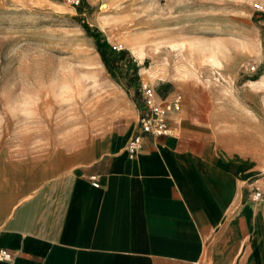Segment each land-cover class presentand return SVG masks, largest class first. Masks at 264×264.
<instances>
[{
    "label": "rangeland",
    "instance_id": "obj_1",
    "mask_svg": "<svg viewBox=\"0 0 264 264\" xmlns=\"http://www.w3.org/2000/svg\"><path fill=\"white\" fill-rule=\"evenodd\" d=\"M143 85L193 151L264 172V0H0V162L48 178L124 145Z\"/></svg>",
    "mask_w": 264,
    "mask_h": 264
},
{
    "label": "crops",
    "instance_id": "obj_2",
    "mask_svg": "<svg viewBox=\"0 0 264 264\" xmlns=\"http://www.w3.org/2000/svg\"><path fill=\"white\" fill-rule=\"evenodd\" d=\"M172 128L135 157L129 138L48 178L0 162V249L12 264H264V203L249 201L260 171Z\"/></svg>",
    "mask_w": 264,
    "mask_h": 264
},
{
    "label": "built area",
    "instance_id": "obj_3",
    "mask_svg": "<svg viewBox=\"0 0 264 264\" xmlns=\"http://www.w3.org/2000/svg\"><path fill=\"white\" fill-rule=\"evenodd\" d=\"M144 109L138 119V129L130 137L126 145V153L129 157H135L142 148L144 136L154 138L170 137L173 128L169 115L179 109L180 98L167 102L156 96V93L146 85L142 86ZM157 97V98H156ZM262 185L253 186L249 191V201L253 204L264 203V172L259 175ZM0 262L12 264V257L6 249H0Z\"/></svg>",
    "mask_w": 264,
    "mask_h": 264
},
{
    "label": "trees",
    "instance_id": "obj_4",
    "mask_svg": "<svg viewBox=\"0 0 264 264\" xmlns=\"http://www.w3.org/2000/svg\"><path fill=\"white\" fill-rule=\"evenodd\" d=\"M77 11L79 14H82L79 10ZM81 25L86 33L95 40L96 50L103 65L110 74H113L117 60L124 57L125 51H116V49L107 43L106 39L101 36V33L97 29L89 27L85 21ZM134 68V71L137 72L136 67Z\"/></svg>",
    "mask_w": 264,
    "mask_h": 264
}]
</instances>
